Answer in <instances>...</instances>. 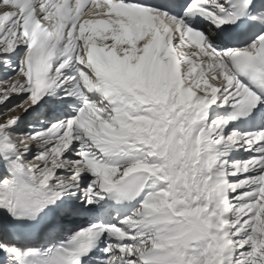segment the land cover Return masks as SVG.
Instances as JSON below:
<instances>
[{
    "label": "snow or ice",
    "instance_id": "6c2138e0",
    "mask_svg": "<svg viewBox=\"0 0 264 264\" xmlns=\"http://www.w3.org/2000/svg\"><path fill=\"white\" fill-rule=\"evenodd\" d=\"M0 9V264H264V0Z\"/></svg>",
    "mask_w": 264,
    "mask_h": 264
}]
</instances>
